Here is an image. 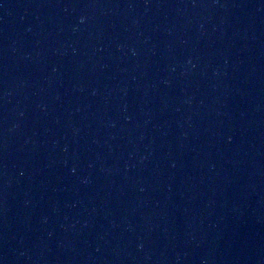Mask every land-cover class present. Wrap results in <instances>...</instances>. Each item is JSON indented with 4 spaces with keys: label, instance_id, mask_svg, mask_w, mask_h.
Instances as JSON below:
<instances>
[{
    "label": "water",
    "instance_id": "95a60500",
    "mask_svg": "<svg viewBox=\"0 0 264 264\" xmlns=\"http://www.w3.org/2000/svg\"><path fill=\"white\" fill-rule=\"evenodd\" d=\"M0 264H264V0H0Z\"/></svg>",
    "mask_w": 264,
    "mask_h": 264
}]
</instances>
